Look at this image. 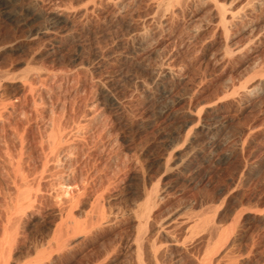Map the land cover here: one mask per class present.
Returning <instances> with one entry per match:
<instances>
[{
    "label": "rangeland",
    "instance_id": "rangeland-1",
    "mask_svg": "<svg viewBox=\"0 0 264 264\" xmlns=\"http://www.w3.org/2000/svg\"><path fill=\"white\" fill-rule=\"evenodd\" d=\"M0 104V264H264V0H0Z\"/></svg>",
    "mask_w": 264,
    "mask_h": 264
},
{
    "label": "bare ground",
    "instance_id": "bare-ground-1",
    "mask_svg": "<svg viewBox=\"0 0 264 264\" xmlns=\"http://www.w3.org/2000/svg\"><path fill=\"white\" fill-rule=\"evenodd\" d=\"M96 2H97V1H96ZM94 5H95V4H94ZM167 9H168V8H167ZM60 85H61V83H60ZM61 86H62V85H61ZM60 88H61V87H60ZM1 107H2V106H1V104H0V111H1ZM0 113H1V112H0ZM1 114H2V113H1ZM1 114H0V116H1ZM1 118H2V117H0V121H1ZM2 122H3V121H2ZM53 129H54V128H53ZM16 130H17V129H16ZM53 132H54V131H53ZM55 132H56V131H55ZM50 136H51V135H50ZM50 136H48V137H50ZM54 136H55V135H54ZM43 137H44V136H43ZM68 138H69V137H68ZM48 139H49V138H48ZM50 139H52V142H53L52 146H54L53 148H56V147H57V146H56V145H57L56 143L60 142V140H61V139H57V138H54V137H51ZM63 139H64V138H63ZM50 142H51V141H50ZM50 142H48V143H50ZM12 144H13V143H12ZM58 144H59V143H58ZM44 145H45V144H44ZM1 146H2V145H1ZM18 146H19V145H18ZM48 146H49V145H48ZM55 146H56V147H55ZM7 147H8V146H7ZM50 147H51V145H50ZM53 148H52L51 150H53ZM8 149H9V148H8ZM8 149H7V152H8ZM9 150H10V149H9ZM49 150H50V148H49ZM4 151L6 152V150H4ZM1 152H2V151H1ZM7 152H6V153H7ZM6 153H5V154H6ZM54 153H55V152H54ZM2 154H3V152H2ZM9 154H12V153L10 152ZM13 154H14V153H13ZM13 156H14V155H13ZM17 156H18V155H16V157H15L16 160H17V158H18ZM9 157H10V156H9ZM22 157H23V156H22ZM7 158H8V157H7ZM8 159H9L8 161H10L12 158H8ZM19 160H20V159H19ZM47 160H48V159H47ZM5 161L7 162V160H5ZM14 161H15V160H14ZM14 161H13V159H12V162H14ZM15 162H16V161H15ZM15 162H14V163H15ZM10 163H11V161H10ZM10 163L8 162V164H10ZM11 164H13V163H11ZM20 164H21V163H20ZM22 164H23V163H22ZM5 166H6V165H5ZM9 166H10V165H9ZM19 166H20V165H19ZM37 166H38V165H37ZM6 167H8V165H7ZM11 167H13V165H11ZM14 167H15V166H14ZM16 167H17V165H16ZM16 167H15V168H16ZM8 168H9V167H8ZM45 168H46V167H45ZM5 170H8V171H7L8 173L11 172V171L9 172V169H5ZM5 170H4V171H5ZM23 170H24V169H22V167H21V169H19V171H14V172H16L15 175H14V178H15V179L18 178L17 180H18V181L20 180V182H21L22 184H24V183H23L24 179H25V181L27 180V179H26L27 177L24 178V177H23L24 175H23V174H22V175L20 174V173H24V172H22ZM48 171H49V170H48ZM12 172H13V171H12ZM12 172H11L10 174H8V175H11ZM6 174H7V173H6ZM11 176H12V175H11ZM11 176H10V178H12ZM8 177H9V176H8ZM5 178H6V177H5ZM33 178H34V177H33ZM35 179H36V178H35ZM46 180H47V179H46ZM16 182H17V181H16ZM28 182H29V181H28ZM12 183H15V181L13 180ZM16 184L19 186L18 182H17ZM22 184L20 185L21 188H23L24 186H26V185L22 186ZM25 184H26V183H25ZM27 184H28V183H27ZM14 185H15V184H14ZM16 187H17V186H16ZM17 188H18V187H17ZM24 188H25V187H24ZM26 188H27V187H26ZM35 188H36V187H35ZM53 188H54V187H53ZM18 189H19V188H18ZM27 189H28V188H27ZM27 189H26V190H27ZM55 189H56V188H55ZM19 190H20L21 192H20ZM19 190H17V191L19 192V193H17V194H18V197H17V195L15 194L16 197H17V199H18L17 202H16L15 199H14L15 202H14V201L12 202V203H13V208H14V212H13L14 215H15L16 213H20L21 210L23 209V206H25V205H27V204L31 206V203H32L31 200H32V197L34 196V195H32V197H31V194H33V193L29 192L28 190H27V191H25V190H23V189H22L23 191H22L21 189H19ZM8 198H10V197H8ZM57 199H58V198H57ZM5 200H6V199H5ZM10 201H12V200H10ZM12 203H11V204H12ZM14 203H18L17 205H19V206H17V205L14 204ZM28 205H27V206H28ZM15 207H16V208H15ZM5 208H6V207H5ZM11 208H12V207H11ZM9 209H10V208H9ZM59 209H60V208H59ZM10 210H11V209H10ZM12 210H13V209H12ZM25 210H26V209H25ZM32 210H33V209H32ZM22 212H23V211H22ZM10 213H11V211H10ZM7 214H8V213H7ZM11 214H12V213H11ZM13 214H12V215H13ZM5 217H6V216H5ZM12 218L14 219V217H12ZM72 219H73V218H72ZM15 221H16V219H15ZM6 222H8L9 225H10V223H11L10 220H9V218H8V220H7ZM210 223H211V222H210ZM17 226H18V225H17ZM202 226H203V225H202ZM204 226H205V225H204ZM6 228H8V227H6ZM10 228H11V227H10ZM10 228H9V229H10ZM6 231H7V230H6ZM1 234H3V236H0V254H1V253L3 252V250H4L5 242H6V240H7V239H6V235L4 236V230H3V232H2ZM10 237H11V236H10ZM11 239H12V238H11ZM11 239H10V240H11ZM10 242H12V241H10ZM7 243H8V242H7ZM8 252H9V251H8ZM8 252H7V253H8ZM1 257H2V256H1ZM5 259H6V258H5ZM0 261H1V260H0ZM3 261H4V260H3ZM4 262H5V261H4Z\"/></svg>",
    "mask_w": 264,
    "mask_h": 264
}]
</instances>
